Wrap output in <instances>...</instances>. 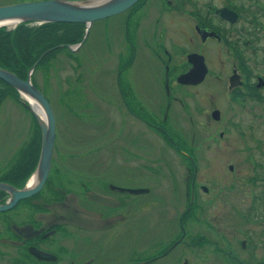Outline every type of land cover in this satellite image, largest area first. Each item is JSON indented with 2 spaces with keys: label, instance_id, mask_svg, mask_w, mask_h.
<instances>
[{
  "label": "flooded vegetation",
  "instance_id": "af4514ba",
  "mask_svg": "<svg viewBox=\"0 0 264 264\" xmlns=\"http://www.w3.org/2000/svg\"><path fill=\"white\" fill-rule=\"evenodd\" d=\"M139 4L143 5L144 21L149 27L153 22V28L146 39L136 31L128 33L129 59L125 61L126 66L132 64L124 68L126 75L119 71L115 78L125 110L123 123L128 129L135 125L144 127L139 129L143 132L148 127L153 129L165 141L168 153L178 151L189 158L193 171L192 176H187V195L191 203L195 200L199 204L200 194H209L210 189L202 183V170L196 159L198 141L203 143L197 127L203 126L207 132L216 128L221 140L238 142L247 152L253 151L255 143L264 144V0H141ZM142 56L145 60L148 56L155 59L157 78H162L158 64L163 66L159 87L148 88L146 80L142 76L140 79L141 73L146 74L145 60L138 75L135 73L132 78L134 63ZM185 115L188 134L184 138L175 125L185 121ZM78 132L76 137L82 139L78 142L83 145L87 135ZM136 134L138 141L126 146L130 163L132 158L142 160L141 151L133 149L143 147L141 133ZM94 140L93 143L97 141ZM55 149L56 143L52 161ZM75 155L71 153L70 158L78 161ZM250 156L248 164L257 179L263 173V161ZM94 162L80 160L77 168L97 174L100 167ZM130 163L116 170L120 176L127 175V179H115L113 174L107 183L103 177H96L91 183L102 190L91 191L84 181L78 191L67 189L63 182L51 184V167L38 194L0 213V264H156L162 256L174 252L181 245L175 239L179 226L182 236L187 237L176 213L177 169L170 166L168 172L157 175L155 185L162 186L158 192L155 185L150 188L145 183L146 167ZM34 169H12L8 173L11 177L1 183L22 189ZM229 170L236 168L231 165ZM137 173L139 179L130 177ZM168 177L170 183L163 184L162 180ZM119 180L125 182L117 184ZM173 182L175 189L168 196ZM68 184L77 185L78 181ZM166 195L169 203L164 206H171V213L169 218H158V208ZM9 199L7 193L0 191V205ZM172 222L174 225H170ZM146 229L154 230V236L149 241L137 240ZM129 232L132 233L126 236L127 240L124 237L119 242ZM170 236L177 247L171 246L162 253L163 241ZM168 244L172 242L165 245Z\"/></svg>",
  "mask_w": 264,
  "mask_h": 264
},
{
  "label": "rangeland",
  "instance_id": "374dc122",
  "mask_svg": "<svg viewBox=\"0 0 264 264\" xmlns=\"http://www.w3.org/2000/svg\"><path fill=\"white\" fill-rule=\"evenodd\" d=\"M41 1L46 0H0V6ZM142 6L139 4L120 16L95 22L87 40L79 50L73 52L72 57L67 52L56 53L54 59L53 56L45 59L39 70L33 73L32 82L50 101L56 116V156L49 176L51 184L63 182L67 189L78 191L82 190L79 184L84 181L91 191L102 190L91 183L96 177H103L102 180L107 183L110 180L108 176L113 174L116 175L115 179H127V175L120 176L116 170L130 163V160L127 161L126 146L129 142L138 141L136 133H141L140 143L143 147L133 146V149L141 151L142 160L132 158L130 166L146 167L143 173L146 174L145 183L150 188L159 180L157 175L168 172L170 166L177 169L179 195L176 213L179 225H184L187 231V237L182 236V228L179 226L178 237L175 238L181 241L178 247L177 244L173 246L174 237L170 236L163 241L162 253L167 252L171 246L177 248L164 255L169 254L167 257L162 256L156 264H264V144L260 146L255 143L253 151L247 152L238 142L231 144L221 140L216 128L207 132L203 126L197 127L199 140L203 143L198 141L199 153L196 159L202 170V183L210 189L209 194H200L198 204L195 200L191 203L187 195V176H192L193 171L189 158L178 151L168 153L165 141L149 127L144 136L145 132L139 130L144 127L135 125L128 129L124 126L123 99L116 88L118 85L115 78L119 71H124L123 75H126L124 68L132 64L130 62L126 66L125 61L129 59L128 33L136 31L138 36L142 35L146 39L153 28V22L149 27V23L144 21ZM73 33L77 32H68L69 35ZM138 40L140 45L141 41ZM144 60V56L136 59L132 78L138 75ZM145 64L146 74L141 73L140 79L142 76L146 80L148 88L159 87L164 75L163 66L158 64L162 78H157L155 59L148 56ZM178 109L181 110L180 107ZM175 127L182 137L187 136L186 115L185 121ZM38 129L25 100L20 95L16 98L13 91L0 82V182L11 177L8 173H12V169L33 170L41 151ZM77 132L87 135L84 138L85 144L78 142L82 139L76 137ZM92 140L97 141L93 143ZM71 153L76 154L78 161L70 158ZM249 155L263 161V173L257 179L253 177V170L248 164ZM92 159L100 167L97 174L90 175L87 170L77 168L80 160L86 163ZM68 162H72V165ZM231 165L236 168L233 172L229 170ZM65 167H69L70 171H66ZM153 170H157V173H153ZM34 171L29 175L30 180ZM138 175L130 177L139 179ZM169 177L162 180V183H170ZM76 180L77 185L68 184ZM124 182L119 180L117 184ZM174 182L168 188V196L175 189ZM154 189L160 192L162 186L155 185ZM168 196L161 200L163 205L158 208V218H169L171 206H164L169 203ZM170 225H174V222ZM131 233L123 236L119 242ZM154 233V230L149 229L141 231L137 240L149 241ZM170 241L171 245H165Z\"/></svg>",
  "mask_w": 264,
  "mask_h": 264
},
{
  "label": "water",
  "instance_id": "95a60500",
  "mask_svg": "<svg viewBox=\"0 0 264 264\" xmlns=\"http://www.w3.org/2000/svg\"><path fill=\"white\" fill-rule=\"evenodd\" d=\"M141 0H46L41 2L18 3L0 6V28L5 26L17 27L20 24H83L86 26L83 41L76 45H61L72 52L79 50L88 38L95 22L119 16L133 8ZM12 27V26H10ZM46 51L29 71L27 79L23 80L15 73L0 67V80L11 86L27 103L32 115L41 130V151L36 169L35 184H29L22 189L0 182V191L7 193L10 199L0 205V213L13 209L21 200L38 194L48 179L53 153L57 138L56 116L50 101L32 82V75L39 62L50 52ZM30 100L41 109L42 115L37 114ZM29 184V185H28Z\"/></svg>",
  "mask_w": 264,
  "mask_h": 264
},
{
  "label": "trees",
  "instance_id": "16d2710c",
  "mask_svg": "<svg viewBox=\"0 0 264 264\" xmlns=\"http://www.w3.org/2000/svg\"><path fill=\"white\" fill-rule=\"evenodd\" d=\"M69 30L77 33L69 35ZM85 30L86 26L83 24H20L13 29L1 27L0 67L15 73L21 79L26 80L32 67L38 62L39 58L50 49L55 50L50 52L49 55L47 54L39 62L35 73L45 62V59H51L56 53L67 52L69 56L72 57L73 52L71 50L66 47H57L61 45L76 46L80 44L84 39ZM54 58L55 57L53 56L52 59ZM0 82L8 86L13 91L16 98L19 97V94L11 86L2 80H0ZM33 84L36 86L34 81ZM38 133L40 135L41 144V133L39 129ZM38 158L39 157H37L34 168L38 163ZM254 210L257 211L258 209L254 208Z\"/></svg>",
  "mask_w": 264,
  "mask_h": 264
},
{
  "label": "bare ground",
  "instance_id": "6f19581e",
  "mask_svg": "<svg viewBox=\"0 0 264 264\" xmlns=\"http://www.w3.org/2000/svg\"><path fill=\"white\" fill-rule=\"evenodd\" d=\"M10 26H13V24H11ZM49 55V54H48ZM39 65V64H38ZM38 67V66H37ZM36 70V69H35ZM35 73V71H34ZM4 82V81H3ZM7 84V83H6ZM30 102L32 103V106H34V110L37 112V114L42 115V111L41 109L34 103V101L30 100ZM35 175L31 177L30 183L29 184H35L36 179H35ZM28 184V185H29Z\"/></svg>",
  "mask_w": 264,
  "mask_h": 264
}]
</instances>
